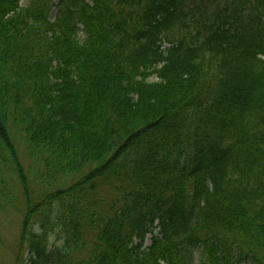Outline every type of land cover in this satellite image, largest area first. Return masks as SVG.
I'll return each mask as SVG.
<instances>
[{
    "label": "trees",
    "instance_id": "obj_1",
    "mask_svg": "<svg viewBox=\"0 0 264 264\" xmlns=\"http://www.w3.org/2000/svg\"><path fill=\"white\" fill-rule=\"evenodd\" d=\"M6 209L21 264H264V0H0Z\"/></svg>",
    "mask_w": 264,
    "mask_h": 264
},
{
    "label": "rangeland",
    "instance_id": "obj_2",
    "mask_svg": "<svg viewBox=\"0 0 264 264\" xmlns=\"http://www.w3.org/2000/svg\"><path fill=\"white\" fill-rule=\"evenodd\" d=\"M15 190L19 192L18 187ZM9 211H0V264H21L20 261H27V254L19 250L20 215L16 211ZM144 244H150V236H147Z\"/></svg>",
    "mask_w": 264,
    "mask_h": 264
}]
</instances>
